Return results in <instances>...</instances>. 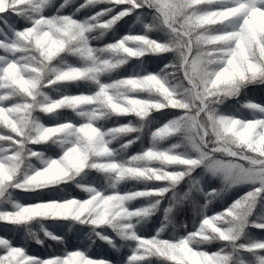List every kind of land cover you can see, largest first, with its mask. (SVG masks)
<instances>
[{"label":"snow or ice","instance_id":"snow-or-ice-1","mask_svg":"<svg viewBox=\"0 0 264 264\" xmlns=\"http://www.w3.org/2000/svg\"><path fill=\"white\" fill-rule=\"evenodd\" d=\"M72 3L62 0L46 15L54 0H0V223L26 241L43 246L42 233L64 246L38 257L0 237V264H114L89 255L97 240L116 252L127 249L122 264H264V240L246 231L264 230V104L239 100L248 87L264 85V0H84L63 14ZM97 5L108 6L76 18ZM130 16L127 33L93 45ZM135 25L141 31L134 34ZM146 56L166 62L147 71ZM132 59L138 70L116 76ZM81 85L88 91H68ZM232 99L250 118L222 110ZM166 110H174L172 118L152 128L153 113ZM63 111L78 119H61ZM121 117L136 122L119 123ZM145 130L147 147L129 155ZM45 145L58 152L35 147ZM211 180L221 186L206 188ZM129 182L143 187L122 190ZM67 186L84 198L24 204L14 196ZM240 186L249 190L207 214L213 201ZM186 204L200 217L191 230L176 221ZM157 216L154 233L141 235ZM48 221L67 222L68 232L79 225L83 246L67 248ZM217 242V250H206Z\"/></svg>","mask_w":264,"mask_h":264},{"label":"trees","instance_id":"trees-1","mask_svg":"<svg viewBox=\"0 0 264 264\" xmlns=\"http://www.w3.org/2000/svg\"><path fill=\"white\" fill-rule=\"evenodd\" d=\"M61 2L62 0H55V4H60ZM82 3H84V0H73V3L70 6L63 9V14L73 13L75 9L79 7V5ZM107 6L108 5H97L95 7L84 8L79 13H76V18L83 19L85 17L91 16L94 13L100 11L101 9ZM51 13H55L54 6L48 9L45 14L50 15ZM107 18L108 17H105L104 19H107ZM11 19L13 23L16 25V27L18 28L25 27V22L23 20L16 18V17H12ZM133 22H134V16L125 17L116 26L114 32L109 33L102 40L98 42L93 41V45L97 46V45H102L108 42H112L114 39L127 33L130 29V26L133 25ZM131 31L134 34L139 33L141 31V26L135 25L134 27H131ZM150 35L153 38H159L158 33H151ZM143 60H144V67L147 71H158L159 68L163 65V63L166 62L165 60L159 59L154 56H146L143 58ZM139 63H140L139 61H136L135 63L129 62L127 65H125L123 68H121L118 71L116 76L124 77V76L129 75L133 70H138L137 66L139 65ZM255 87L256 85L248 87L245 90V92L241 95V97L239 98L240 102H244L245 100H252V99L264 101V98L262 97V95L258 93L257 91L258 89ZM68 91L72 94H77L80 92L88 91V87L86 85H81L80 87L71 86L68 89ZM247 92H249L250 94H247ZM52 95H56V93H52ZM173 115H174V110H166L163 113H153L155 123L152 125V128H155L157 125L163 124L168 119L172 118ZM65 118L73 119V120L78 119L70 111H63L61 113V119H65ZM41 119L46 124H49V125L55 123V121L50 120L46 116H43ZM128 120H132L134 123L136 122L135 117H121L119 118V123H126ZM115 122L116 120L114 118V120L109 121L106 126L110 127ZM170 142L171 141H169V143ZM148 143H149V133H148V130H145L142 141L134 144L128 150V154L131 155L136 152H139L142 148L147 147ZM35 147H38L40 150L46 151L49 155H55L58 152V149L55 148L54 146L45 145V146H35ZM90 179L96 180V179H99V177L97 176L96 173H92L90 176ZM204 186L206 188H213L212 180L208 181V183H206ZM142 187H143L142 184H135L134 182H129L126 185L122 186V190L131 189V188H142ZM185 190H186V184L182 185L179 189L180 192H183ZM246 191H248L247 186H240V187L230 190L229 192L225 193L222 198L213 201V203L209 205L207 209V214L211 215L214 212H219L223 210L232 201H234L237 197L243 195ZM65 195L74 196L78 198H84L85 196V194L82 191L76 189L75 187H71V186H67L66 190L62 192H57L55 189H47L42 192H36V193H25L19 190L14 192L15 198L24 204H31V203H36L39 201H47L51 199H59ZM140 203H142V201L133 202V206H139ZM202 203H203V198L200 196H197V204H202ZM166 204L167 203L165 201V205ZM256 213L259 214L260 210L257 209ZM160 218H161L160 216L154 217L153 221L150 224L145 225L141 229V235L151 236L154 233L155 228L158 226ZM254 218L255 217H253L252 219ZM199 219H200L199 216L193 215V208H192V205L190 204H186L184 207L177 210V213H176L177 223L180 225L186 223L189 230L193 228V222L194 221L198 222ZM46 223L48 224L50 230L54 231L58 235L65 236L67 248L74 249V248L83 246L84 244L83 231H86V230H81L79 225L76 226V229L73 232H68L67 226H66L67 222L48 221ZM246 231L249 233V236L252 239L264 240V230L249 228ZM183 232H184V229L183 227H181L179 229V234H183ZM169 235H170V230H169V233L165 234V238H168ZM40 236H41V239L44 240L43 246L35 243V241H32V240L26 241L24 239V233L22 231H18L14 226L0 223V237L9 238L15 245H18V246L23 245L24 247H26L30 255L38 256V257H49L54 254H60L63 251L64 246L57 245L55 242L44 238L42 233L40 234ZM117 243H119V241H117ZM219 246L220 244L218 243L216 246H214V244L206 245L205 248L208 251H213L215 250V248H219ZM127 254H128L127 249H123L121 252H116L113 249H111L108 245H106L105 243L99 240H97L96 244L92 247L91 251L89 252V255L93 257H97V258L103 257L107 260L114 261V264H122Z\"/></svg>","mask_w":264,"mask_h":264},{"label":"rangeland","instance_id":"rangeland-1","mask_svg":"<svg viewBox=\"0 0 264 264\" xmlns=\"http://www.w3.org/2000/svg\"><path fill=\"white\" fill-rule=\"evenodd\" d=\"M59 4H55V0H54V9L56 10V7L58 6ZM122 7H124V6H117V11H119L120 10V8H122ZM52 14H54V13H51L50 15H52ZM46 15H48V14H46ZM136 61H138V60H135V59H132V60H130L129 62H133V63H135ZM73 63L75 62V61H72ZM258 86V87H257ZM255 88H257L258 90V93L260 94V95H262V97L264 98V85H256V87ZM251 91V90H250ZM247 94H250L249 92H247ZM262 98V99H263ZM252 101H254V102H257V103H261V104H264V101L262 100V101H260V100H255V99H252ZM222 110L224 111V112H227V113H233V112H237L238 114H240V115H243L245 118H250V116H249V113L247 112V110H244V109H239V105H238V103H237V101L235 100V99H232V100H228V101H226L225 102V104L222 106ZM43 117V115L41 114V118ZM96 180H98V179H96ZM206 183H208V181H206L205 182V184ZM221 185H220V182L219 181H217V180H212V187L213 188H219ZM249 190V189H248ZM166 203H167V201H166ZM257 209H259V208H257ZM260 210V209H259ZM261 211V210H260ZM193 219H194V217H193ZM198 223V222H197ZM219 242H217V243H213L214 244V246H216L217 244H218ZM218 248H215V250H217ZM215 250H213V251H215Z\"/></svg>","mask_w":264,"mask_h":264}]
</instances>
